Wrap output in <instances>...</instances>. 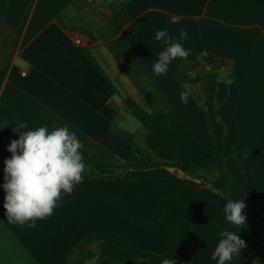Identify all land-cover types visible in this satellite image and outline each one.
<instances>
[{"label":"crops","instance_id":"crops-1","mask_svg":"<svg viewBox=\"0 0 264 264\" xmlns=\"http://www.w3.org/2000/svg\"><path fill=\"white\" fill-rule=\"evenodd\" d=\"M119 4L123 13L117 16L113 9ZM174 16L180 17L178 23H171ZM181 28L188 37L179 42L188 52L217 60L214 103L224 125L222 160L244 191V225L254 249L264 252V0H119L115 5L109 0H6L0 26V264H66L78 241L102 232L119 233L153 253L174 250L182 238L156 217L166 194L238 235L225 219L220 192L199 178L169 166L121 168L137 159L121 131L145 147V130L135 126L137 119L125 105L131 101L172 157H185L200 174L216 176L207 156L211 129L199 95L174 80L170 65L166 75L152 72L164 47L154 40L155 32L167 29L179 40ZM71 32L83 35L79 45ZM185 90L191 93L187 106L180 99ZM18 122L28 127L13 132ZM65 124L83 144L85 172L96 176L83 178L71 197L34 228L10 224L2 188L10 142L39 126L51 130ZM215 247L191 244L175 260L216 264ZM236 258L228 264H237Z\"/></svg>","mask_w":264,"mask_h":264},{"label":"trees","instance_id":"trees-1","mask_svg":"<svg viewBox=\"0 0 264 264\" xmlns=\"http://www.w3.org/2000/svg\"><path fill=\"white\" fill-rule=\"evenodd\" d=\"M5 4L6 0H0V26L3 22ZM113 10L117 16L123 13L121 4L114 7ZM170 69L174 80L178 84L186 85L190 79L200 91L199 99L202 111L211 129L212 148L208 150L207 156L215 167L216 176L208 178L200 174L185 157H172L147 129L144 112L131 101H125V105L145 130V147L140 148L131 133L121 131L124 140L133 147L137 155L135 162L123 164L121 168L173 167L192 177L199 178L202 182L220 192L225 205L229 199H239L245 203L242 187L230 176L222 160L224 125L219 119L214 103V93L219 77L216 58L208 53L190 51L187 59L174 60L170 64ZM191 87L193 88V86ZM91 176H96V174L88 171L84 172L83 178ZM72 193L63 196L60 202L70 198ZM156 217L180 235L182 242L178 248L163 253H153L137 247L119 233L102 232L90 234L78 241L70 249L66 264H84L89 260H93L94 264H98L102 259L108 260L111 264H127L139 259L151 260L155 264H161V261L165 258L177 259L181 257L191 244L217 245L219 239L222 238V228L171 194H166L163 197ZM238 236L245 241L246 247L241 250L240 256L236 258L237 264H264V252H256L254 238L245 225L238 229Z\"/></svg>","mask_w":264,"mask_h":264},{"label":"clouds","instance_id":"clouds-1","mask_svg":"<svg viewBox=\"0 0 264 264\" xmlns=\"http://www.w3.org/2000/svg\"><path fill=\"white\" fill-rule=\"evenodd\" d=\"M180 17H172L171 23H178ZM179 40L169 35L167 29L155 32L154 40L164 44L158 59L152 64L156 77L166 75L169 65L177 59H187L189 52L179 41L187 39V30H178ZM231 83V80L228 81ZM191 93L180 92L185 106ZM5 126H8L5 122ZM25 122H18L13 132L27 128ZM83 144L77 133L67 124L63 126H39L25 131L8 146L11 157L4 160L3 167V208L10 224L34 228L37 220H44L54 211L65 195L81 183L86 170L82 153ZM243 200L229 199L223 208L226 221L238 229L246 223ZM211 259L216 264H228L239 257L246 243L236 232L227 229L221 232ZM161 264H177L173 258H165Z\"/></svg>","mask_w":264,"mask_h":264},{"label":"rangeland","instance_id":"rangeland-1","mask_svg":"<svg viewBox=\"0 0 264 264\" xmlns=\"http://www.w3.org/2000/svg\"><path fill=\"white\" fill-rule=\"evenodd\" d=\"M109 1H111L112 4L115 5V4H116V1H119V0H109ZM191 86H193V88H192ZM186 87H187L190 91H192V92H194L195 94H198V95H199L200 91L198 90L197 86H196L195 84H193V82H192L190 79L187 81V83H186ZM137 122H138V121H137ZM138 124H139V122L136 123L135 126H137ZM127 127H129V126H127Z\"/></svg>","mask_w":264,"mask_h":264},{"label":"built area","instance_id":"built-area-1","mask_svg":"<svg viewBox=\"0 0 264 264\" xmlns=\"http://www.w3.org/2000/svg\"><path fill=\"white\" fill-rule=\"evenodd\" d=\"M70 35L74 44L79 45L82 42L83 35L81 33L71 32ZM22 75H24V73H22Z\"/></svg>","mask_w":264,"mask_h":264}]
</instances>
